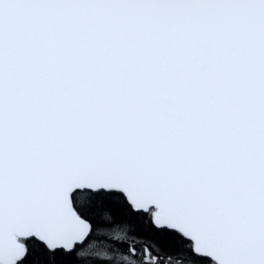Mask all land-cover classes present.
<instances>
[{"label": "snow or ice", "instance_id": "obj_1", "mask_svg": "<svg viewBox=\"0 0 264 264\" xmlns=\"http://www.w3.org/2000/svg\"><path fill=\"white\" fill-rule=\"evenodd\" d=\"M0 264H264V0H0Z\"/></svg>", "mask_w": 264, "mask_h": 264}, {"label": "trees", "instance_id": "obj_2", "mask_svg": "<svg viewBox=\"0 0 264 264\" xmlns=\"http://www.w3.org/2000/svg\"><path fill=\"white\" fill-rule=\"evenodd\" d=\"M118 231V228L116 226H113L111 228L104 226L101 224L97 234L96 238H94L89 243L94 245L95 247L91 249L93 252H100L101 254L107 253L108 257H111L112 259L116 260L119 259L121 255L126 254L123 248L122 241L116 239V232ZM130 234V233H129ZM81 251H89L87 246L84 249H81ZM103 255L100 257H91V259H105ZM78 259H89V257H78ZM208 259V258H206ZM210 260V259H208Z\"/></svg>", "mask_w": 264, "mask_h": 264}, {"label": "water", "instance_id": "obj_3", "mask_svg": "<svg viewBox=\"0 0 264 264\" xmlns=\"http://www.w3.org/2000/svg\"><path fill=\"white\" fill-rule=\"evenodd\" d=\"M208 259H210V258H208Z\"/></svg>", "mask_w": 264, "mask_h": 264}]
</instances>
